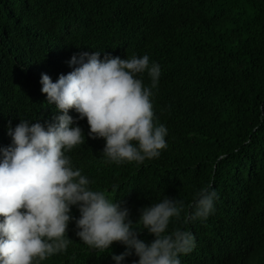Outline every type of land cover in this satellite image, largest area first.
<instances>
[{"label":"trees","instance_id":"1","mask_svg":"<svg viewBox=\"0 0 264 264\" xmlns=\"http://www.w3.org/2000/svg\"><path fill=\"white\" fill-rule=\"evenodd\" d=\"M85 51L147 54L159 64L152 103L167 147L139 165L109 163L105 140L89 136L87 119L71 109L85 133L67 153L74 168L134 223L164 196L182 201L169 231L191 232L195 246L181 264H264V0H0V149L11 144L9 122H53L59 112L41 74L55 82ZM142 79L150 86L147 73ZM208 186L215 211L192 221L196 193ZM71 214L79 218L76 206ZM76 233L67 230V251L41 264H115L112 255L125 251L119 242L95 251ZM139 238L154 236L144 229ZM137 259L133 250L124 264Z\"/></svg>","mask_w":264,"mask_h":264},{"label":"clouds","instance_id":"2","mask_svg":"<svg viewBox=\"0 0 264 264\" xmlns=\"http://www.w3.org/2000/svg\"><path fill=\"white\" fill-rule=\"evenodd\" d=\"M67 63L73 70L55 82L41 74V92L59 112L53 122L21 119L14 128L9 122L11 144L0 149V264H41L66 252L71 243L67 230L102 253L114 242L126 246L112 255L115 264H124L133 250L138 259L132 264H181L180 256L195 246L191 232L169 231L172 218L184 211L182 201L164 196L141 208L134 223L127 207L93 190L92 181L74 168L67 154L85 142L83 129L69 114L74 109L76 119H87L88 135L105 140L107 162L139 165L159 158L168 134L164 125L154 123L159 64L150 63L147 54L121 58L105 53L101 58V51L73 54ZM145 73L150 86L143 82ZM217 199L211 186L201 188L189 219H207ZM73 206L79 218L72 216ZM144 229L154 236L150 243L139 238Z\"/></svg>","mask_w":264,"mask_h":264}]
</instances>
